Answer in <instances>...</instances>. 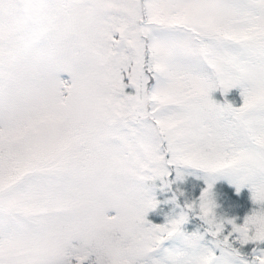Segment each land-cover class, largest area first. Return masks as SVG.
Here are the masks:
<instances>
[{"label":"snow or ice","instance_id":"1","mask_svg":"<svg viewBox=\"0 0 264 264\" xmlns=\"http://www.w3.org/2000/svg\"><path fill=\"white\" fill-rule=\"evenodd\" d=\"M0 264H264V0H0Z\"/></svg>","mask_w":264,"mask_h":264},{"label":"rangeland","instance_id":"2","mask_svg":"<svg viewBox=\"0 0 264 264\" xmlns=\"http://www.w3.org/2000/svg\"><path fill=\"white\" fill-rule=\"evenodd\" d=\"M212 98L214 100H217L219 102H223L225 99L228 100L229 102L234 103L235 105H239L240 103V96H239V89L234 88L229 90L228 93L224 94L223 96L221 95L219 90L214 91L212 94ZM190 182H196L200 183V181H196L195 177L193 176H188L185 179L184 185H188ZM224 185H228L232 187L233 191L236 192L235 187L231 185L227 179L221 178L216 181V183L213 186V191L216 197V202H217V213L218 215L227 217V218H235L237 223H240L243 221V218L248 215L251 210L255 207L253 205L252 200H251V192L248 187H243L240 189L245 190V193L248 196V209L245 211L246 213L244 215L236 216V210L233 209L231 206L230 202L223 197V191L222 188ZM222 187V188H221ZM239 191V192H240ZM237 193V192H236ZM155 199L158 201L157 207L153 210H150L146 216V219L149 220L152 223L156 224H162L165 222V218L170 215L173 211V206L166 202L168 200V195L167 193H163L160 191L159 187H157L153 193ZM186 228H188L189 231H191L192 226L191 225H185Z\"/></svg>","mask_w":264,"mask_h":264},{"label":"trees","instance_id":"3","mask_svg":"<svg viewBox=\"0 0 264 264\" xmlns=\"http://www.w3.org/2000/svg\"><path fill=\"white\" fill-rule=\"evenodd\" d=\"M222 188V187H221ZM223 197H225L231 204L234 210H236V216H242L248 209V196L245 190H241L239 193L233 191L232 187L224 185L222 188Z\"/></svg>","mask_w":264,"mask_h":264}]
</instances>
